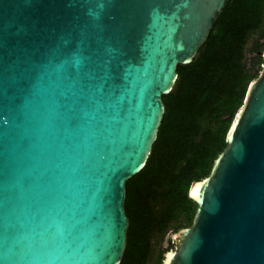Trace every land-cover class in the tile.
<instances>
[{
    "label": "water",
    "instance_id": "water-1",
    "mask_svg": "<svg viewBox=\"0 0 264 264\" xmlns=\"http://www.w3.org/2000/svg\"><path fill=\"white\" fill-rule=\"evenodd\" d=\"M228 0H0V264H119L126 181ZM161 264H264V52Z\"/></svg>",
    "mask_w": 264,
    "mask_h": 264
},
{
    "label": "trees",
    "instance_id": "trees-1",
    "mask_svg": "<svg viewBox=\"0 0 264 264\" xmlns=\"http://www.w3.org/2000/svg\"><path fill=\"white\" fill-rule=\"evenodd\" d=\"M263 38L264 0H228L192 61L177 65L148 158L125 183L129 224L119 264H161L173 247L170 234L192 224L197 204L190 186L209 175L226 147L263 62L247 53H256Z\"/></svg>",
    "mask_w": 264,
    "mask_h": 264
},
{
    "label": "flooded vegetation",
    "instance_id": "flooded-vegetation-1",
    "mask_svg": "<svg viewBox=\"0 0 264 264\" xmlns=\"http://www.w3.org/2000/svg\"><path fill=\"white\" fill-rule=\"evenodd\" d=\"M263 44H264V38L261 40V45H260L261 48L258 49L256 53H252L251 51H249L247 53V58L249 60H251L254 56H262L263 57V55H262V53L264 52Z\"/></svg>",
    "mask_w": 264,
    "mask_h": 264
},
{
    "label": "rangeland",
    "instance_id": "rangeland-1",
    "mask_svg": "<svg viewBox=\"0 0 264 264\" xmlns=\"http://www.w3.org/2000/svg\"><path fill=\"white\" fill-rule=\"evenodd\" d=\"M171 235V234H170ZM167 239V237L165 238V240Z\"/></svg>",
    "mask_w": 264,
    "mask_h": 264
}]
</instances>
